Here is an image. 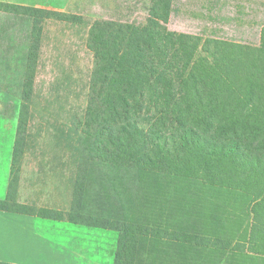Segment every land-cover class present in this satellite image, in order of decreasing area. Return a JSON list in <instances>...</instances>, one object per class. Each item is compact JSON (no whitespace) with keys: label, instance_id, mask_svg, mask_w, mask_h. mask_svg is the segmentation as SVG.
Returning <instances> with one entry per match:
<instances>
[{"label":"trees","instance_id":"16d2710c","mask_svg":"<svg viewBox=\"0 0 264 264\" xmlns=\"http://www.w3.org/2000/svg\"><path fill=\"white\" fill-rule=\"evenodd\" d=\"M172 2L151 0L143 25L92 24L95 67L73 187L95 208L37 215L117 231L113 264H264V25L258 45L176 32L167 27ZM0 9L34 17L33 62L50 11ZM25 110L12 164L23 153Z\"/></svg>","mask_w":264,"mask_h":264},{"label":"rangeland","instance_id":"374dc122","mask_svg":"<svg viewBox=\"0 0 264 264\" xmlns=\"http://www.w3.org/2000/svg\"><path fill=\"white\" fill-rule=\"evenodd\" d=\"M150 1L0 0L50 11L39 20L38 50L29 62L34 17L0 9V122L6 142L13 139V150L21 105L27 107L23 153L15 164L11 162L6 193L0 197L4 206L36 215L50 209L68 212L77 207L82 213L85 207L95 208L93 196L76 199L73 187L81 155L80 128L95 67L87 46L90 28L95 21L143 25ZM63 14L77 20L66 21ZM263 25L264 0H173L167 27L202 38L258 45ZM30 71L33 84L28 102L23 83ZM46 219L38 220V233L54 242L38 237L36 264H113L117 231L74 224L66 214L62 220Z\"/></svg>","mask_w":264,"mask_h":264},{"label":"crops","instance_id":"0c3cea01","mask_svg":"<svg viewBox=\"0 0 264 264\" xmlns=\"http://www.w3.org/2000/svg\"><path fill=\"white\" fill-rule=\"evenodd\" d=\"M4 130V123L0 122V197L6 193L13 150V139L8 138L6 142ZM41 219L47 220L36 215L0 210V262L36 264L38 237L54 242L38 233L37 223ZM60 247L76 249L75 246Z\"/></svg>","mask_w":264,"mask_h":264}]
</instances>
